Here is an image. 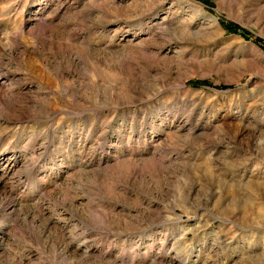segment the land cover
<instances>
[{
  "label": "rangeland",
  "instance_id": "obj_1",
  "mask_svg": "<svg viewBox=\"0 0 264 264\" xmlns=\"http://www.w3.org/2000/svg\"><path fill=\"white\" fill-rule=\"evenodd\" d=\"M210 1L0 0V264H264V0Z\"/></svg>",
  "mask_w": 264,
  "mask_h": 264
},
{
  "label": "trees",
  "instance_id": "obj_2",
  "mask_svg": "<svg viewBox=\"0 0 264 264\" xmlns=\"http://www.w3.org/2000/svg\"><path fill=\"white\" fill-rule=\"evenodd\" d=\"M196 1H199L206 8L212 7V3L210 0H196ZM220 26L222 27V29L225 30V32H227L229 34L238 35L246 41L247 40L252 41V43L254 45L258 46L259 48H261L264 51V40L250 36L249 32L242 29L238 25L231 23V22H227V21H221ZM188 85L193 87V88H199V87L204 86L206 84L204 81H192V82H189ZM221 89H226V88L221 87Z\"/></svg>",
  "mask_w": 264,
  "mask_h": 264
}]
</instances>
